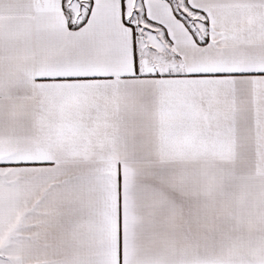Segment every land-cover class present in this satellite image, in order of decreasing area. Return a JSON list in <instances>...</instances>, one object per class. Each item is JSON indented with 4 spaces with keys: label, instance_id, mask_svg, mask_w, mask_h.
I'll list each match as a JSON object with an SVG mask.
<instances>
[{
    "label": "snow or ice",
    "instance_id": "1",
    "mask_svg": "<svg viewBox=\"0 0 264 264\" xmlns=\"http://www.w3.org/2000/svg\"><path fill=\"white\" fill-rule=\"evenodd\" d=\"M0 264H264V0H0Z\"/></svg>",
    "mask_w": 264,
    "mask_h": 264
}]
</instances>
